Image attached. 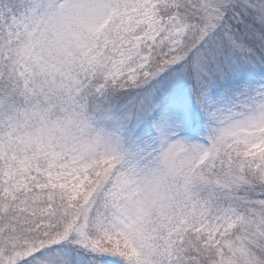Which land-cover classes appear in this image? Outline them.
<instances>
[{"label":"snow or ice","instance_id":"snow-or-ice-1","mask_svg":"<svg viewBox=\"0 0 264 264\" xmlns=\"http://www.w3.org/2000/svg\"><path fill=\"white\" fill-rule=\"evenodd\" d=\"M0 264H264V0H0Z\"/></svg>","mask_w":264,"mask_h":264}]
</instances>
